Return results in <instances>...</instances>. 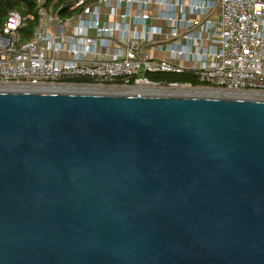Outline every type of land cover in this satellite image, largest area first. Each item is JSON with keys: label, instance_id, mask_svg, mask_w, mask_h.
I'll use <instances>...</instances> for the list:
<instances>
[{"label": "water", "instance_id": "1", "mask_svg": "<svg viewBox=\"0 0 264 264\" xmlns=\"http://www.w3.org/2000/svg\"><path fill=\"white\" fill-rule=\"evenodd\" d=\"M0 264H264V99L0 89Z\"/></svg>", "mask_w": 264, "mask_h": 264}, {"label": "built area", "instance_id": "2", "mask_svg": "<svg viewBox=\"0 0 264 264\" xmlns=\"http://www.w3.org/2000/svg\"><path fill=\"white\" fill-rule=\"evenodd\" d=\"M37 2L29 37L18 11L0 32V82L172 86L150 74L190 72L264 92V0H75L66 16Z\"/></svg>", "mask_w": 264, "mask_h": 264}, {"label": "bare ground", "instance_id": "3", "mask_svg": "<svg viewBox=\"0 0 264 264\" xmlns=\"http://www.w3.org/2000/svg\"><path fill=\"white\" fill-rule=\"evenodd\" d=\"M0 89L33 90V91H67V92H96V93H141L157 95H188V96H219L264 99V92L231 91L226 89L211 88L206 86H192L190 84L158 86L139 85L128 86H103V85H78V84H23L0 82Z\"/></svg>", "mask_w": 264, "mask_h": 264}, {"label": "trees", "instance_id": "4", "mask_svg": "<svg viewBox=\"0 0 264 264\" xmlns=\"http://www.w3.org/2000/svg\"><path fill=\"white\" fill-rule=\"evenodd\" d=\"M38 0H0V32L11 11H18L27 21V25L23 28V36L29 37L36 23V8ZM75 0H46V4L58 11L61 16H66L75 12L72 4ZM150 78L154 81L160 82L162 85H168L170 82H178L180 84H191L192 86L209 85L190 73H171L158 72L150 74ZM82 81V80H75Z\"/></svg>", "mask_w": 264, "mask_h": 264}, {"label": "crops", "instance_id": "5", "mask_svg": "<svg viewBox=\"0 0 264 264\" xmlns=\"http://www.w3.org/2000/svg\"><path fill=\"white\" fill-rule=\"evenodd\" d=\"M158 57H164V58H167V52L163 51V52H158L157 54Z\"/></svg>", "mask_w": 264, "mask_h": 264}, {"label": "rangeland", "instance_id": "6", "mask_svg": "<svg viewBox=\"0 0 264 264\" xmlns=\"http://www.w3.org/2000/svg\"><path fill=\"white\" fill-rule=\"evenodd\" d=\"M205 86H206V87H211V88H213V86H210V85H209V86H208V85H205Z\"/></svg>", "mask_w": 264, "mask_h": 264}]
</instances>
